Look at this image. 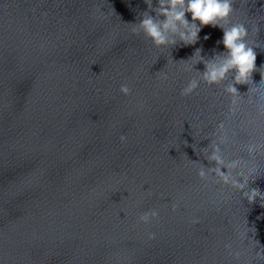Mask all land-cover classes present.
Segmentation results:
<instances>
[{
	"label": "water",
	"instance_id": "95a60500",
	"mask_svg": "<svg viewBox=\"0 0 264 264\" xmlns=\"http://www.w3.org/2000/svg\"><path fill=\"white\" fill-rule=\"evenodd\" d=\"M233 7V21L262 44L251 78L258 86L264 0ZM147 10L144 0H0L3 264H264L256 255L264 201L241 199L223 177L198 176L215 167L204 149L226 136V160L257 164L248 188L264 193V152L246 151L264 144L256 86L234 85V114L225 84L181 96L205 69L185 71L180 61L197 48L205 59L223 52V31L208 25L195 45L157 49L131 33ZM151 210L158 219L138 223ZM244 226L250 239L241 238Z\"/></svg>",
	"mask_w": 264,
	"mask_h": 264
},
{
	"label": "clouds",
	"instance_id": "9594fccd",
	"mask_svg": "<svg viewBox=\"0 0 264 264\" xmlns=\"http://www.w3.org/2000/svg\"><path fill=\"white\" fill-rule=\"evenodd\" d=\"M147 5V11L141 13L140 21L133 25L132 35H140L149 41L157 49H171L177 45L192 46L197 44L199 33L202 28L208 25L219 27L223 31L222 43L224 51L215 54L210 59H205L201 55V49L197 48L194 54L187 61L183 62L182 67L185 71H191L195 65L202 63L203 72H197L195 79H190L186 86L181 89V96L190 97L200 87V84H206L210 87L225 84L224 93L232 97V107L230 111L234 114L237 111V97H241L234 85L249 84L252 85L249 92L253 91L252 73L256 70L255 61L257 53L256 48L262 47L256 38L250 39V29L242 22H234L232 17L235 13L233 7L234 0H156V7H153V0H144ZM155 13L152 15L151 13ZM186 14L191 15V22L186 18ZM259 32L258 26L251 29V33L257 37ZM209 37L205 36L207 40ZM172 61V60H171ZM173 62V61H172ZM174 63V62H173ZM262 79L255 88V101L258 109L264 112V89L260 86L264 83V73H261ZM166 80V74H160L158 77ZM228 82V83H225ZM248 92V93H249ZM120 93L127 97L131 89L127 84L120 87ZM223 128V125H220ZM120 142H126V136L119 137ZM228 142L226 136L213 143L209 148L204 149L205 158L215 163L214 168L201 167L198 176L201 179L208 180L209 177H223V182L229 184L231 188L240 193L241 199H246L253 203L257 198L264 201V193L259 189H249L250 181H253L259 174V166L254 162H242L240 159L226 160L221 146ZM246 151L251 158H255L264 152V144L251 142L247 145ZM228 169V173L221 171ZM235 175H232V173ZM159 213L156 210L145 212L138 217V223L149 224L158 219ZM198 223L199 221H194ZM242 239L248 237L249 229L244 226ZM149 240H155L156 234L149 233ZM238 260L239 253H232ZM256 255L264 259V252L256 250ZM0 264L3 261L0 260Z\"/></svg>",
	"mask_w": 264,
	"mask_h": 264
}]
</instances>
